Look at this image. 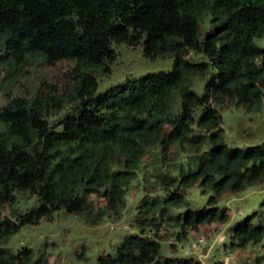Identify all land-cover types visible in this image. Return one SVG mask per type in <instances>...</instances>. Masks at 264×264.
I'll return each mask as SVG.
<instances>
[{
    "label": "trees",
    "instance_id": "1",
    "mask_svg": "<svg viewBox=\"0 0 264 264\" xmlns=\"http://www.w3.org/2000/svg\"><path fill=\"white\" fill-rule=\"evenodd\" d=\"M263 33L264 0H0V61L16 67L43 56L76 63L71 94L17 95L0 106L7 127L0 133V204L17 191H30L39 202L17 221L0 216V264H44L34 249L13 252L6 243L22 225L57 210L87 212L89 193H101L120 212L142 158L155 146L163 153L173 144L193 151L171 180L183 190L199 182L214 191L206 206L178 215L182 226L229 221L219 195L264 182V144L229 145L219 106L262 107L264 48L254 39ZM121 42L143 43L149 57H173L175 67L96 95L97 75L110 71L114 43ZM187 49L207 59L186 58ZM196 78L206 82L203 93L193 88ZM184 202L176 187L161 213ZM155 207L153 200L147 208ZM233 238L240 245L264 241V222L250 215L233 228ZM161 246L142 229L97 264H199L162 257Z\"/></svg>",
    "mask_w": 264,
    "mask_h": 264
},
{
    "label": "rangeland",
    "instance_id": "2",
    "mask_svg": "<svg viewBox=\"0 0 264 264\" xmlns=\"http://www.w3.org/2000/svg\"><path fill=\"white\" fill-rule=\"evenodd\" d=\"M256 44L264 48V33L255 37ZM116 57L110 71L97 75L96 95L151 73L169 72L175 67L170 56L149 57L143 43L133 46L125 42L114 43ZM186 58L207 59L200 52L187 49ZM76 63L73 59L48 61L43 56H30L23 63L12 67L0 61V106L7 105L17 95H68L75 84ZM205 80L196 78L193 88L205 91ZM223 116L225 140L234 147L250 148L264 144V103L258 110L228 101L219 106ZM61 117L65 108L56 111ZM167 126V130H170ZM0 133L7 134L6 125L0 121ZM173 144L167 153L161 147L149 148L142 158L137 176L126 192L125 204L120 212H114L106 198L97 192L88 194L92 205L87 212H70L60 209L50 219L37 223L28 222L14 233L6 246L13 252L23 247L35 250L44 264H97L101 256L113 253L128 236L141 233L142 229L161 241L162 257L193 258L199 264H214L225 254L233 252L242 264H264V241L240 245L233 238V228L250 215L255 221L264 222V182H258L239 192L226 191L219 195L218 205L231 214L229 221L202 224L198 229L182 226V218L188 208L201 209L208 204L212 189L204 191L199 182L183 190L177 181L171 180L185 171L186 156ZM184 164V165H183ZM178 185V186H177ZM185 193L181 206L161 207L171 190ZM148 200V202H147ZM156 201L154 210L148 204ZM37 196L30 191H17L15 197L0 204V216L19 220L20 214L38 205ZM158 208V209H157ZM155 217V220H152ZM141 223V219H145ZM204 242L192 247L197 238Z\"/></svg>",
    "mask_w": 264,
    "mask_h": 264
},
{
    "label": "built area",
    "instance_id": "3",
    "mask_svg": "<svg viewBox=\"0 0 264 264\" xmlns=\"http://www.w3.org/2000/svg\"><path fill=\"white\" fill-rule=\"evenodd\" d=\"M204 237L197 238V241H194L192 244L193 248H196L199 244H202L204 242ZM218 264H242L235 253L230 252L225 254L218 262Z\"/></svg>",
    "mask_w": 264,
    "mask_h": 264
}]
</instances>
